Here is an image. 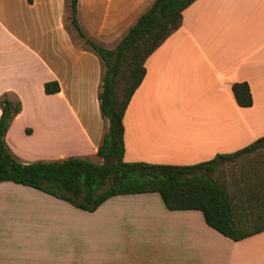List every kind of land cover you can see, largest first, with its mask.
<instances>
[{
  "label": "crops",
  "instance_id": "0c3cea01",
  "mask_svg": "<svg viewBox=\"0 0 264 264\" xmlns=\"http://www.w3.org/2000/svg\"><path fill=\"white\" fill-rule=\"evenodd\" d=\"M153 1L78 0L76 20L110 50ZM68 16L65 0H0V97L21 103L5 142L25 163L101 162V63L73 38ZM144 67L123 117L124 162L189 166L264 137V0H195ZM50 82L59 91L47 95ZM241 82L249 108L231 93ZM0 264H264V231L234 242L199 211L167 210L156 193L87 212L2 182Z\"/></svg>",
  "mask_w": 264,
  "mask_h": 264
},
{
  "label": "trees",
  "instance_id": "16d2710c",
  "mask_svg": "<svg viewBox=\"0 0 264 264\" xmlns=\"http://www.w3.org/2000/svg\"><path fill=\"white\" fill-rule=\"evenodd\" d=\"M194 1L154 0L115 48L109 50L87 38L79 27L78 0H65L70 27L101 63L98 102L101 118L107 125L97 149L101 162L76 157L22 162L5 142L11 122L21 111V103L3 94L0 97V183L37 189L87 212H94L114 196L156 193L167 210L199 211L207 226L234 242L263 232L264 137L236 152L189 166L123 161V117L145 76L144 63L180 27L182 12ZM58 91L56 82L44 84L45 94ZM231 93L238 107H251L247 83L233 84ZM240 159H251L250 164L230 173L229 182L225 172L215 176L219 167L236 165Z\"/></svg>",
  "mask_w": 264,
  "mask_h": 264
},
{
  "label": "rangeland",
  "instance_id": "374dc122",
  "mask_svg": "<svg viewBox=\"0 0 264 264\" xmlns=\"http://www.w3.org/2000/svg\"><path fill=\"white\" fill-rule=\"evenodd\" d=\"M73 38L74 39H76V36L75 35H73ZM106 127H107V125H106ZM264 155V154H263ZM263 158V157H262ZM261 158V159H262ZM255 159H257V161L260 159V156H258V158H255ZM250 160L251 159H240L238 162H237V164L236 165H232V166H234V169H232L233 167L232 166H228V165H226L225 167L223 166V167H219L218 169H217V171H216V174H215V176H217L218 175V172H225V173H227L226 174V179H227V181L229 182L230 181V179H231V175H230V173H232V172H237L242 166H247V165H249L250 163Z\"/></svg>",
  "mask_w": 264,
  "mask_h": 264
}]
</instances>
